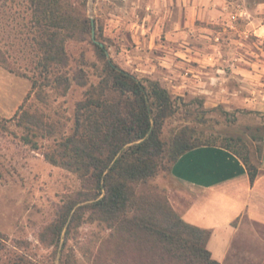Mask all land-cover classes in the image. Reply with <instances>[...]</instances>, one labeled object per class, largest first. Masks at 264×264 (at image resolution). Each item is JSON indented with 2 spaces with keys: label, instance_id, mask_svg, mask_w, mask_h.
Here are the masks:
<instances>
[{
  "label": "rangeland",
  "instance_id": "374dc122",
  "mask_svg": "<svg viewBox=\"0 0 264 264\" xmlns=\"http://www.w3.org/2000/svg\"><path fill=\"white\" fill-rule=\"evenodd\" d=\"M58 3L72 22L88 18L91 27L84 33L77 27L79 35L66 41V64L42 73L30 0H0V46L19 70L0 64V264H94L100 250L131 246L92 217L87 196L93 191L79 175L45 156L73 132L77 102L102 78L105 59L95 43L119 67L169 91L176 111L162 127L167 146L186 129L196 142L248 153L264 172V0ZM171 185L170 171L160 168L137 190L172 205ZM71 206L66 226L79 218L69 232L66 227L56 244L43 241ZM107 257L104 264L112 263Z\"/></svg>",
  "mask_w": 264,
  "mask_h": 264
},
{
  "label": "trees",
  "instance_id": "16d2710c",
  "mask_svg": "<svg viewBox=\"0 0 264 264\" xmlns=\"http://www.w3.org/2000/svg\"><path fill=\"white\" fill-rule=\"evenodd\" d=\"M30 5L39 28V38L33 39L40 54L38 67L46 73L53 65L66 64V41L79 35L77 27L81 26L83 33L90 28L91 20L72 22L66 13H60L58 0H30ZM95 45L105 59L102 78L77 102L73 132L45 153L48 161L76 172L83 186L93 191L87 196L92 200V217L107 222L131 243L128 250L98 251L94 264H104L107 256L110 264H221L207 247L209 230L185 221L167 197H152L137 190L160 168L171 172L187 151L217 144L196 142L184 129L167 146L162 127L176 111L169 91L158 81L139 78L119 67L108 59L105 45ZM0 64L19 72L1 46ZM21 111L22 106L15 117ZM25 139L31 141L30 137ZM220 146L238 155L251 180L256 179L260 171L248 153L230 144ZM72 209L69 207L58 223L42 233L43 241L56 244L66 227L69 232L71 223L79 218L76 214L66 226Z\"/></svg>",
  "mask_w": 264,
  "mask_h": 264
},
{
  "label": "crops",
  "instance_id": "0c3cea01",
  "mask_svg": "<svg viewBox=\"0 0 264 264\" xmlns=\"http://www.w3.org/2000/svg\"><path fill=\"white\" fill-rule=\"evenodd\" d=\"M171 203L190 224L209 230L221 264H264V172L251 180L244 161L220 145L195 147L175 162ZM262 229V228H261Z\"/></svg>",
  "mask_w": 264,
  "mask_h": 264
},
{
  "label": "water",
  "instance_id": "95a60500",
  "mask_svg": "<svg viewBox=\"0 0 264 264\" xmlns=\"http://www.w3.org/2000/svg\"><path fill=\"white\" fill-rule=\"evenodd\" d=\"M92 30H93V38L94 40L96 41L95 39V25H94V21H93V27H92ZM102 46L104 45L103 43H100Z\"/></svg>",
  "mask_w": 264,
  "mask_h": 264
}]
</instances>
